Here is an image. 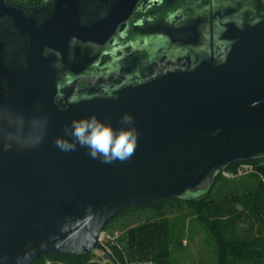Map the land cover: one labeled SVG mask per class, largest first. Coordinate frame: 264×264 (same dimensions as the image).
Instances as JSON below:
<instances>
[{
    "label": "water",
    "instance_id": "obj_1",
    "mask_svg": "<svg viewBox=\"0 0 264 264\" xmlns=\"http://www.w3.org/2000/svg\"><path fill=\"white\" fill-rule=\"evenodd\" d=\"M140 2L0 0V264L111 258L99 237L118 214L205 195L229 166L264 158L263 1L159 0L139 15ZM151 37L190 48L148 65ZM114 39L124 53L104 71L117 79L99 86L88 76ZM93 116L135 130L130 159L102 163L75 142L73 121Z\"/></svg>",
    "mask_w": 264,
    "mask_h": 264
},
{
    "label": "trees",
    "instance_id": "obj_2",
    "mask_svg": "<svg viewBox=\"0 0 264 264\" xmlns=\"http://www.w3.org/2000/svg\"><path fill=\"white\" fill-rule=\"evenodd\" d=\"M240 163L229 166L226 171L237 175ZM246 163L253 165L252 172L236 179L220 173L205 195L187 200L166 197L132 206L110 220L103 230H109L130 217H139L146 209L162 214L169 206L187 205L195 220L214 241L217 264H264V158ZM178 230L173 221L162 214L129 226L123 239L124 246L111 241L106 242V246L113 258L121 263L150 259L171 264L175 236L179 235L180 242H183V232L178 233ZM34 264L104 263L91 252L74 256L48 254Z\"/></svg>",
    "mask_w": 264,
    "mask_h": 264
},
{
    "label": "rangeland",
    "instance_id": "obj_3",
    "mask_svg": "<svg viewBox=\"0 0 264 264\" xmlns=\"http://www.w3.org/2000/svg\"><path fill=\"white\" fill-rule=\"evenodd\" d=\"M244 165H248V163L241 162L238 166ZM250 172H243L242 174L237 175H231L229 173V175L225 177L229 179H236ZM162 214L170 218L174 225L179 228L178 233L183 232V242H180L181 238L179 235L175 236L176 241L172 246L171 264H217V253L214 241L195 220V217L192 215L191 210L187 205L169 206ZM162 214H157L154 213V211L146 209V211L139 217H130L124 221H120L115 227L105 230V232L113 237L111 242L124 246L123 239L126 229L129 226H135L148 219L158 218ZM122 216L123 214L121 217ZM111 224L112 222L109 223V226ZM101 260L106 262L108 258H101ZM107 264H110V262H107Z\"/></svg>",
    "mask_w": 264,
    "mask_h": 264
},
{
    "label": "clouds",
    "instance_id": "obj_4",
    "mask_svg": "<svg viewBox=\"0 0 264 264\" xmlns=\"http://www.w3.org/2000/svg\"><path fill=\"white\" fill-rule=\"evenodd\" d=\"M125 124H131L129 115L122 117ZM72 136L76 143L86 147L92 158L100 159L102 163H113L116 160L124 162L132 157L137 145V135L134 129H121L118 132L98 122L93 116L89 120L73 121ZM57 146L62 150H74L75 144L58 140Z\"/></svg>",
    "mask_w": 264,
    "mask_h": 264
},
{
    "label": "flooded vegetation",
    "instance_id": "obj_5",
    "mask_svg": "<svg viewBox=\"0 0 264 264\" xmlns=\"http://www.w3.org/2000/svg\"><path fill=\"white\" fill-rule=\"evenodd\" d=\"M10 1H14L20 5H24V6H34V5H38L40 4L43 0H10ZM155 1H159V0H145L144 1L141 0V2L139 3L137 12L139 15H142V11H146L152 3H154ZM263 1V5H264V0ZM180 15V14H179ZM177 15V16H179ZM180 19H178L179 21ZM171 21H174V19H172ZM125 30V29H124ZM123 30V31H124ZM126 32V30L124 31ZM122 36H127V34H121ZM145 40L144 44L142 45V49H148L150 52V60L147 61V64H152L153 62L157 65H171L168 64L170 63L169 61H176L177 59L181 58L183 59V57H186L187 55V49L190 48V45L185 44L184 48H185V52H181L180 49L182 48L181 45L178 44H171L170 42L167 43L165 41H163L160 37H151V38H146L143 39ZM180 47V48H179ZM109 50L105 51L103 57L101 58V60L104 58L107 61L103 64H101V60L99 62H97L96 64L93 65V71L91 73V75L88 76V78L90 79L91 82H93L94 84H97L98 80H102V82L100 84H98L99 86H103V85H107L110 80L109 78L112 77V79H117L116 76L114 75H109L107 72H105L104 70L108 69L110 67V64L115 60L116 54H118V52H122L124 53L123 47L119 45V42L117 39H114L113 42L110 44L109 46ZM109 72V71H108ZM110 84V83H109ZM87 85V81L86 79H80L78 81V86L79 87H85Z\"/></svg>",
    "mask_w": 264,
    "mask_h": 264
},
{
    "label": "built area",
    "instance_id": "obj_6",
    "mask_svg": "<svg viewBox=\"0 0 264 264\" xmlns=\"http://www.w3.org/2000/svg\"><path fill=\"white\" fill-rule=\"evenodd\" d=\"M243 163H246V162H243ZM252 170H253V165L250 164V163H248V165L238 166V168H237L238 174H242L243 172H250ZM222 174L224 176H227V175H229V172L225 170V171L222 172ZM112 240H113V237L111 235L107 234L104 230L101 232L100 237H99V241L107 248L111 258H113V255H112L111 250L106 246V242L112 241ZM93 252L96 255V258H98L100 260H101V258H105V257L108 258V260H106V262H103L101 260L104 264H107V262H110V264H160V263H157L154 260H150V259L149 260H134V261L126 260L125 262L121 263V262L116 261L113 258L115 260V262H116V263H114L111 260V258L106 256L101 250L96 249Z\"/></svg>",
    "mask_w": 264,
    "mask_h": 264
}]
</instances>
